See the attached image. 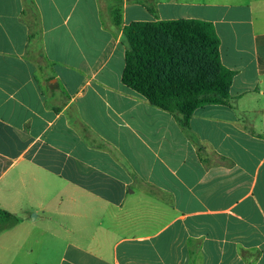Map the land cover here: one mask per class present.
I'll list each match as a JSON object with an SVG mask.
<instances>
[{"label":"crops","instance_id":"obj_1","mask_svg":"<svg viewBox=\"0 0 264 264\" xmlns=\"http://www.w3.org/2000/svg\"><path fill=\"white\" fill-rule=\"evenodd\" d=\"M116 7L0 0L2 264H264V0ZM178 18L235 71L187 127L122 80L123 26Z\"/></svg>","mask_w":264,"mask_h":264},{"label":"trees","instance_id":"obj_2","mask_svg":"<svg viewBox=\"0 0 264 264\" xmlns=\"http://www.w3.org/2000/svg\"><path fill=\"white\" fill-rule=\"evenodd\" d=\"M114 1V22L121 25L123 0ZM102 14L106 16L103 8ZM122 30L126 46L123 83L174 113L183 127L189 125L197 108L229 99L235 71L222 63L220 37L212 22L197 18L138 20ZM18 221L17 215L0 207V228Z\"/></svg>","mask_w":264,"mask_h":264},{"label":"rangeland","instance_id":"obj_3","mask_svg":"<svg viewBox=\"0 0 264 264\" xmlns=\"http://www.w3.org/2000/svg\"><path fill=\"white\" fill-rule=\"evenodd\" d=\"M0 243H1V237H0ZM3 259H2V256H1V247H0V264H2V261Z\"/></svg>","mask_w":264,"mask_h":264}]
</instances>
